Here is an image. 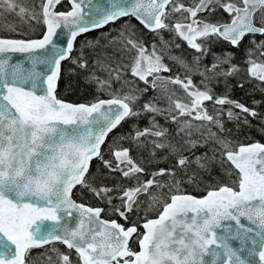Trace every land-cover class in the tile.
Here are the masks:
<instances>
[{"label":"snow or ice","instance_id":"obj_1","mask_svg":"<svg viewBox=\"0 0 264 264\" xmlns=\"http://www.w3.org/2000/svg\"><path fill=\"white\" fill-rule=\"evenodd\" d=\"M232 80L264 93V0H0V264H264Z\"/></svg>","mask_w":264,"mask_h":264},{"label":"trees","instance_id":"obj_2","mask_svg":"<svg viewBox=\"0 0 264 264\" xmlns=\"http://www.w3.org/2000/svg\"><path fill=\"white\" fill-rule=\"evenodd\" d=\"M133 23H135V21H133ZM113 27L116 28V27H119V25H113ZM107 30H108L107 28L104 29V31H107ZM97 35H99L98 32H93V33L88 34L87 37H82L81 39H84V38L92 39ZM145 38H146V40L151 41L150 36H146ZM236 59H238V63H240L242 61L243 57L241 54H238L236 56ZM230 84L235 85V80L230 81ZM251 87H252L251 85H246L244 90L236 88V95H235L234 99L240 101L241 103L249 105V106L252 105V102L254 100L264 101V93H261L259 91H251ZM219 89H224L223 84H221L217 88V92ZM61 91L63 92V89H61ZM93 92H94V88L90 85L83 83V81L81 79L79 81V87L74 90L73 94L67 96V99L72 100V101H77V102L85 101V100L90 99L92 97ZM258 110L261 112H264V105L260 106L258 108ZM227 127L231 128L235 131V125L234 124L229 123V124H227ZM262 127H264V125H261L259 120H252L251 121V127L243 129L239 138L241 140H244L245 137H247L251 141L264 142V132L261 131ZM126 130H127V125L125 126L124 129H122V131H126ZM82 199L84 200V202H93V201H91L90 196H88L87 194H85Z\"/></svg>","mask_w":264,"mask_h":264},{"label":"flooded vegetation","instance_id":"obj_3","mask_svg":"<svg viewBox=\"0 0 264 264\" xmlns=\"http://www.w3.org/2000/svg\"><path fill=\"white\" fill-rule=\"evenodd\" d=\"M166 38H167V37H166ZM258 39H259V38H258ZM246 45H247V41H245V46H246ZM214 50L217 51V52H219L221 49H220V47H216ZM237 55H238V54H237ZM189 59H190V58H189ZM234 63H238V59L235 58ZM224 91H225V89H219L217 93H218V94H223ZM229 95L231 96L232 99H234V97H235V95H236V87H235L234 85H232V88H231V91H230ZM234 100H236V99H234Z\"/></svg>","mask_w":264,"mask_h":264}]
</instances>
